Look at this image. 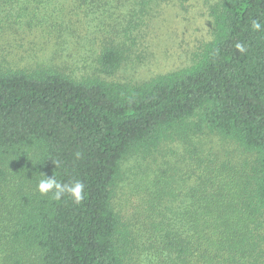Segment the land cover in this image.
Returning a JSON list of instances; mask_svg holds the SVG:
<instances>
[{"label": "trees", "instance_id": "1", "mask_svg": "<svg viewBox=\"0 0 264 264\" xmlns=\"http://www.w3.org/2000/svg\"><path fill=\"white\" fill-rule=\"evenodd\" d=\"M164 1L0 0V44L38 33L107 78ZM210 16L189 66L143 82L78 77L55 57L0 67V264H264V0H220ZM204 134L239 158L199 153ZM178 140L192 181L140 177L117 211L125 161ZM40 173L82 181L83 201L40 194Z\"/></svg>", "mask_w": 264, "mask_h": 264}, {"label": "rangeland", "instance_id": "2", "mask_svg": "<svg viewBox=\"0 0 264 264\" xmlns=\"http://www.w3.org/2000/svg\"><path fill=\"white\" fill-rule=\"evenodd\" d=\"M220 0H166L148 16L142 35L131 43L127 60L113 76L100 75L91 56L78 57L71 50L63 63L54 54L53 45L38 33L25 37H7L0 44V67L31 69L46 64L53 57L61 65L69 64L78 77L100 75L108 80L120 82H143L154 76L189 66L202 46L212 38L210 8ZM60 58V57H59ZM75 59L78 64H75ZM200 139L198 152L207 155L210 151L223 159L239 158L237 146L216 134H204ZM197 140V139H196ZM192 145L178 141L162 143L150 155L137 154L125 161L122 181L114 198L117 211L123 214L129 207L126 201L133 185H142L163 176L170 185H184L191 182L188 177L194 159H191ZM235 158V159H234ZM143 175V176H142ZM147 184L152 185L150 182ZM127 195V197H126ZM135 200V198H131ZM125 208L123 209V205Z\"/></svg>", "mask_w": 264, "mask_h": 264}, {"label": "clouds", "instance_id": "3", "mask_svg": "<svg viewBox=\"0 0 264 264\" xmlns=\"http://www.w3.org/2000/svg\"><path fill=\"white\" fill-rule=\"evenodd\" d=\"M251 27L254 31H260L262 28L261 21L258 19H253L251 21ZM235 47L239 49L240 51H244V46L242 44H236ZM77 156H79V153H77ZM32 162V161H31ZM38 161L35 163L37 164ZM58 163V162H57ZM33 165H35L32 162ZM41 174V179L37 183V191L42 194H49L52 193V198L59 200L62 196L65 194H68L72 197L73 201L75 203H80L84 199L85 195V184L80 181L76 180L71 184L62 183L61 181H58L54 175H51L50 177L45 176L44 174Z\"/></svg>", "mask_w": 264, "mask_h": 264}]
</instances>
